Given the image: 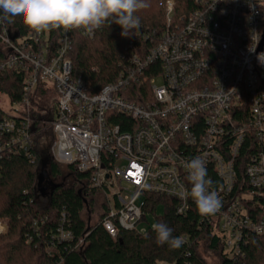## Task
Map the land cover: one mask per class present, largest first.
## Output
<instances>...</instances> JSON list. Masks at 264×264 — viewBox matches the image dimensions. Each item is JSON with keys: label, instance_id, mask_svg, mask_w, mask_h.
<instances>
[{"label": "built area", "instance_id": "2783aa9c", "mask_svg": "<svg viewBox=\"0 0 264 264\" xmlns=\"http://www.w3.org/2000/svg\"><path fill=\"white\" fill-rule=\"evenodd\" d=\"M197 4L176 21V0L161 1L163 32L131 41L119 77L97 93L73 74L71 55L77 36L93 39L104 26L91 35L59 29L55 38L29 28L20 35L0 20V74L22 86L19 102L4 94L7 109L0 106V176L6 158L38 161L31 123L41 87L49 107L40 113L50 115L54 134L50 154L102 196L101 225L113 239L120 230H151L148 194L176 200L179 215L196 207L178 193L191 187L185 162L199 156L222 206L198 213L197 227L210 229L227 259L245 257L249 236H264V0ZM66 223L62 212L49 254L55 243L73 241ZM0 227V235L8 232L6 220Z\"/></svg>", "mask_w": 264, "mask_h": 264}, {"label": "trees", "instance_id": "16d2710c", "mask_svg": "<svg viewBox=\"0 0 264 264\" xmlns=\"http://www.w3.org/2000/svg\"><path fill=\"white\" fill-rule=\"evenodd\" d=\"M161 1L148 0L150 7L136 13L141 19V28L134 36L122 37V29L113 23L109 27L106 24L93 39L76 37L71 55L73 74L90 83L92 93L99 92L119 77L126 48L131 41H142L139 34L163 32L165 15L159 6ZM197 1L205 0H176L175 20L180 21L195 11L199 6ZM12 25L20 35L28 30L19 18ZM50 32L55 38L59 36V29ZM40 90L41 87L33 98V105L39 111L33 113L31 123L38 161L31 164L22 158H6L2 162L0 219L8 222V232L0 235V264H59L60 261L63 264H208L203 253L218 255L220 264H264V236L250 235L249 244L244 247L245 257L229 260L224 255L223 245L211 235L210 229H198L196 207L187 215H179L177 201L161 195H146L145 211L155 223H166L172 228L173 236L188 237L178 249H171L167 244L157 245L152 229L145 235L120 230L113 239L101 225L104 214L97 224L90 225L84 213L91 211L94 204L89 197L98 193L88 192L86 175L73 166L57 163L49 150L45 156L40 153L47 147V141L53 143L54 140L48 124L50 115L40 113L49 106L40 98L44 94ZM21 93L20 78L11 73L0 74V96L6 94L13 102H19ZM44 165L47 179L54 187L52 195L46 199L38 188V177ZM64 171L66 178H62ZM62 212L67 216L65 229L71 231L73 241L55 243L53 253L49 254L47 247L52 241L56 242L54 237ZM40 219L45 222L37 231L33 223ZM80 240L84 241L78 246Z\"/></svg>", "mask_w": 264, "mask_h": 264}, {"label": "clouds", "instance_id": "9594fccd", "mask_svg": "<svg viewBox=\"0 0 264 264\" xmlns=\"http://www.w3.org/2000/svg\"><path fill=\"white\" fill-rule=\"evenodd\" d=\"M149 7L148 0H0V20L12 24L19 18L36 33L82 29L89 35L114 23L122 29L120 35L127 38L141 28L136 13ZM185 168L191 187L181 185L183 190L178 195L184 200L191 198L201 216L214 215L222 202L208 178L206 162L197 156L186 161ZM151 229L156 234L157 245L178 249L185 243L182 237L173 236V229L166 223H153Z\"/></svg>", "mask_w": 264, "mask_h": 264}, {"label": "rangeland", "instance_id": "374dc122", "mask_svg": "<svg viewBox=\"0 0 264 264\" xmlns=\"http://www.w3.org/2000/svg\"><path fill=\"white\" fill-rule=\"evenodd\" d=\"M155 83L158 86H160L162 82L160 79H157L155 81ZM0 106L2 108L7 109V97L5 95L0 96ZM48 107H46V108H48ZM47 143H48L47 147H44L43 150H41V152H40L42 156H45L47 154L48 150H49V152L51 151L52 143H50L49 141H47ZM63 170H66V168H63ZM66 177H67V172L64 171L62 178H66ZM66 181H68V179H66ZM45 182H47V183L49 182L47 178H46ZM43 198H45V197H43ZM89 199H93L94 204L92 205L91 211H86L84 213V219L90 225H95L99 222L100 215L102 214L101 206L103 205V199L99 193H98V195H91L89 197ZM161 213H162V208L159 209V214H161ZM6 234H4V235H6ZM203 257H205V260L207 261L208 264H220L219 257L216 254H213V253L204 254L203 253Z\"/></svg>", "mask_w": 264, "mask_h": 264}, {"label": "water", "instance_id": "95a60500", "mask_svg": "<svg viewBox=\"0 0 264 264\" xmlns=\"http://www.w3.org/2000/svg\"><path fill=\"white\" fill-rule=\"evenodd\" d=\"M263 45H264V39L262 41V45L261 46H263ZM46 178H47V172L45 170V165H44L42 167L41 173H40V175L38 177V188H39V191H40V193L42 195H44L45 194V191H46V189L44 187V183L46 181ZM53 189H54V187H53Z\"/></svg>", "mask_w": 264, "mask_h": 264}, {"label": "flooded vegetation", "instance_id": "af4514ba", "mask_svg": "<svg viewBox=\"0 0 264 264\" xmlns=\"http://www.w3.org/2000/svg\"><path fill=\"white\" fill-rule=\"evenodd\" d=\"M44 187H45L46 191H45V194L43 195V197L47 198V197H49L50 195H52V192H53V186L51 185L50 182H48V183L45 182V183H44Z\"/></svg>", "mask_w": 264, "mask_h": 264}]
</instances>
